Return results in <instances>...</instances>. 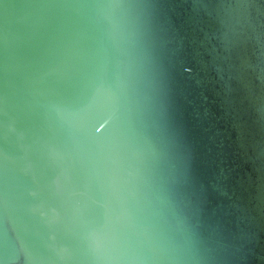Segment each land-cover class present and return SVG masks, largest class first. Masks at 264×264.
<instances>
[{
	"label": "water",
	"instance_id": "1",
	"mask_svg": "<svg viewBox=\"0 0 264 264\" xmlns=\"http://www.w3.org/2000/svg\"><path fill=\"white\" fill-rule=\"evenodd\" d=\"M0 264H264V0H0Z\"/></svg>",
	"mask_w": 264,
	"mask_h": 264
}]
</instances>
